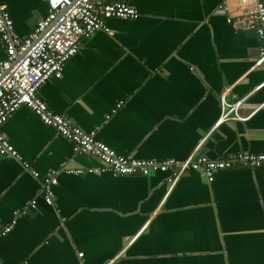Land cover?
<instances>
[{"label": "crops", "instance_id": "0c3cea01", "mask_svg": "<svg viewBox=\"0 0 264 264\" xmlns=\"http://www.w3.org/2000/svg\"><path fill=\"white\" fill-rule=\"evenodd\" d=\"M3 1L20 35L48 12L47 0ZM126 1L139 15L111 17V33L82 39L63 75L40 88L49 106L87 131L99 127L100 139L137 158L185 159L209 131L200 148L209 157L264 152V106L216 125L222 94L229 103L246 97L241 114L264 102V63L252 68L256 33L233 28L217 9L222 0ZM1 130L22 158L0 159V229L30 199L37 207L0 236V264H77L79 251L89 264H264V166L220 169L211 183L189 169L171 188L172 168L62 170L51 205L41 194L50 169L102 162L76 152L27 105Z\"/></svg>", "mask_w": 264, "mask_h": 264}, {"label": "built area", "instance_id": "2783aa9c", "mask_svg": "<svg viewBox=\"0 0 264 264\" xmlns=\"http://www.w3.org/2000/svg\"><path fill=\"white\" fill-rule=\"evenodd\" d=\"M48 12L40 18L34 29L20 35L7 4L0 0V37L6 55L0 59V159L12 156L21 160V155L1 130L10 115L22 105H27L47 125L55 127L62 135L73 141L76 152H86L97 157L101 166L50 169L43 177L41 194L48 204H54L53 187L58 183L62 170L76 174L88 172H111L115 176L144 174L166 171L172 168L171 187L189 169L200 170L211 183L215 172L238 166H264V152L239 151L226 157L212 158L201 153L202 144L211 131L200 140L193 153L179 160L137 158L118 153L97 136L99 127L87 131L76 125L63 113L55 112L40 93L41 86L51 77H61L64 65L75 55L83 38L95 31L112 32L107 20L111 17H137L139 11L126 0H47ZM217 9L226 16V21L237 30L254 31L260 40L258 55L252 68L264 63V0H222ZM264 85V82L260 86ZM232 86L227 87V91ZM246 97L232 103L221 97L222 114L216 125L228 119L246 120L264 106V102L247 114H241L240 107ZM124 104L117 103L114 111ZM234 113V115H232ZM215 125V126H216ZM25 168L29 163L23 161ZM39 176L36 170L32 171ZM37 197L30 199L23 207L13 212L12 220L0 229V236L7 234L15 226L17 217L35 210ZM77 264L84 261V252L79 251Z\"/></svg>", "mask_w": 264, "mask_h": 264}]
</instances>
